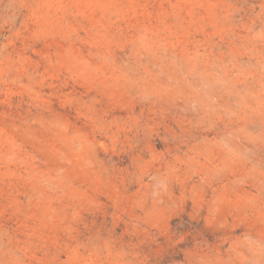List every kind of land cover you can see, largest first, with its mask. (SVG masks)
Returning a JSON list of instances; mask_svg holds the SVG:
<instances>
[{
    "label": "rangeland",
    "instance_id": "obj_1",
    "mask_svg": "<svg viewBox=\"0 0 264 264\" xmlns=\"http://www.w3.org/2000/svg\"><path fill=\"white\" fill-rule=\"evenodd\" d=\"M0 264H264V0H0Z\"/></svg>",
    "mask_w": 264,
    "mask_h": 264
}]
</instances>
